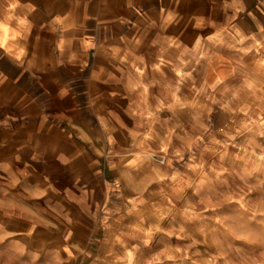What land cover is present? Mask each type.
Here are the masks:
<instances>
[{
    "label": "crops",
    "instance_id": "crops-1",
    "mask_svg": "<svg viewBox=\"0 0 264 264\" xmlns=\"http://www.w3.org/2000/svg\"><path fill=\"white\" fill-rule=\"evenodd\" d=\"M232 79H239L233 93L224 90ZM160 92L182 93L183 99ZM192 93L206 117L214 97V109L229 125L264 121V0H0V214L9 220L15 213L43 230L47 214H59L49 208L58 204L48 205L49 190L63 183L48 176L68 164L48 144L59 134L72 146L71 164L85 156L64 134L63 121L83 127L95 152L99 137L86 121L104 125L110 148L114 121L141 122L130 151L151 156L158 144L155 121H191ZM159 154L166 163V151ZM172 157L173 166L147 177L168 203L193 176L178 155ZM32 166L39 180L20 186L35 197L16 199V169ZM132 183L128 178L125 187ZM113 184L105 180L110 201L100 218L103 232L99 238L94 232L85 257L58 249L31 254L28 264H198L191 255L207 254L201 232L191 229V214L139 213L133 208L140 202L134 206Z\"/></svg>",
    "mask_w": 264,
    "mask_h": 264
},
{
    "label": "rangeland",
    "instance_id": "rangeland-1",
    "mask_svg": "<svg viewBox=\"0 0 264 264\" xmlns=\"http://www.w3.org/2000/svg\"><path fill=\"white\" fill-rule=\"evenodd\" d=\"M238 82L239 79L230 80L224 90L233 93ZM158 95L172 97L179 103L183 99L182 93L160 92ZM198 99V95L191 94V121H155L158 144H155V151H149L151 156L145 153L132 155L130 151L143 131L141 122L114 121L118 127L110 148L105 141L104 125L99 121H86V127L95 128L99 137L96 151L100 152H95L96 148L81 131L83 127L72 128L63 121L60 126L64 134L73 139L74 146L84 150L85 156L79 158L77 165L71 164L73 158L69 153L72 146L59 134L56 135L57 142L48 144L49 152L61 151L60 160L68 164L48 176L50 181H55L54 177L58 176L60 180L56 181L63 183V189L49 190L52 195H49L48 205L51 201L58 203L49 205V208H55L59 214H47L45 230L39 223L24 221L15 213L9 220L0 214V264H28L27 258L31 254L58 249L65 251L67 248L68 256L80 254L85 257L88 245L94 240V232L98 238L103 232L100 218L110 201L104 189L105 180L117 185L134 206L140 202L133 208L139 213L191 214V229L193 233L201 232L207 251L206 255L202 254V260L198 257L201 253L192 254L193 262L264 264V121H238L236 125H229L226 116L214 109L217 98L207 101L209 106L212 105L207 117L200 110ZM170 134L173 135L172 141ZM122 149L128 151L122 153ZM160 149L166 151V163L161 160ZM219 152L224 155L217 159ZM174 155H178V164L191 167L193 176L191 186L181 190L176 201L168 203L155 194V180L147 177L152 176L156 168L164 170V166L172 165ZM48 159L52 164L53 159ZM92 160L96 167L89 171ZM50 166L54 168L55 164ZM16 170L12 186L14 197H35L28 195L26 191L29 190H22L20 185L29 187L39 180V174L33 166L17 167ZM201 171L206 176L199 177ZM128 178L133 182L132 187H125ZM76 181L79 182L77 186ZM60 193L62 200L59 199ZM34 205L41 207L39 200ZM134 212L129 210L127 213ZM221 218L222 221L216 222Z\"/></svg>",
    "mask_w": 264,
    "mask_h": 264
},
{
    "label": "bare ground",
    "instance_id": "bare-ground-1",
    "mask_svg": "<svg viewBox=\"0 0 264 264\" xmlns=\"http://www.w3.org/2000/svg\"><path fill=\"white\" fill-rule=\"evenodd\" d=\"M161 160H162V161L164 160V157H163V156H161Z\"/></svg>",
    "mask_w": 264,
    "mask_h": 264
}]
</instances>
